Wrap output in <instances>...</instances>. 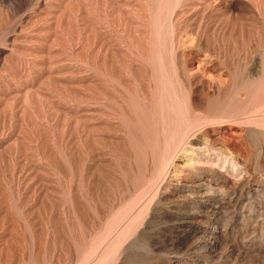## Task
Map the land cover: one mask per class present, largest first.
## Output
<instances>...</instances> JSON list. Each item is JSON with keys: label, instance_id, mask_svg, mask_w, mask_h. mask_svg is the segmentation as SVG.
<instances>
[{"label": "rangeland", "instance_id": "rangeland-1", "mask_svg": "<svg viewBox=\"0 0 264 264\" xmlns=\"http://www.w3.org/2000/svg\"><path fill=\"white\" fill-rule=\"evenodd\" d=\"M0 264H264V0H0Z\"/></svg>", "mask_w": 264, "mask_h": 264}]
</instances>
